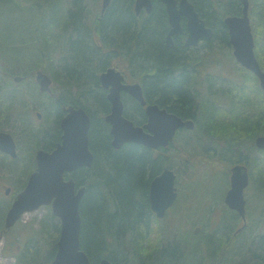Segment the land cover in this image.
Wrapping results in <instances>:
<instances>
[{
    "label": "trees",
    "instance_id": "16d2710c",
    "mask_svg": "<svg viewBox=\"0 0 264 264\" xmlns=\"http://www.w3.org/2000/svg\"><path fill=\"white\" fill-rule=\"evenodd\" d=\"M11 1L13 0H0V5L10 4L15 11H31L36 14L32 16L35 19H32L34 23L31 27V34L34 37H31L32 40L29 41L34 43L36 54L35 57H23L11 52L7 59L14 66H33L30 73L34 67H42L44 71L51 72L58 83L60 92L64 93L59 97V102L63 101L76 107L82 105L92 116L90 145L95 158L91 168H78L74 173L77 185H86V192L80 206L83 216L81 246L88 253L91 264H99L101 258H107L112 262L140 264L142 254L147 253L144 242L152 217L148 202V180L162 166V160L153 159L151 149L142 144L126 142L120 149L112 145L109 125L102 117L110 110V102L105 90L99 86L98 78V73L108 65L110 53L105 51L115 48L120 50L122 55L125 52L131 57L132 68L137 69L139 74L144 72L146 75L144 83L146 95L153 102L166 107L169 111L177 112L184 118L194 116L201 111L200 122L211 126L210 130L203 131L204 133L224 136L223 138H228L237 145H240L247 135L254 138L264 134V92L259 78L245 68L239 69L237 74L234 71L230 78L240 75L244 79L243 83L239 82L243 85L241 91L236 92L241 95V98H237L229 91L225 95L229 99L226 109L221 106L199 109L197 105H194L195 97L192 96L186 84L189 73L185 70L186 65L180 64L181 61L185 62L179 52L180 46L168 48L164 44V20L159 5L154 7L149 21L142 24V18L135 13L133 0H113L105 16L95 23L99 29L97 34L100 33L98 35L102 36V44L98 45L95 42L92 43L95 36L92 29L94 27L83 22L81 15L83 8L80 6L73 10L64 8L62 0H29L28 5L17 2L19 7L17 9ZM192 1L209 25L214 28V36L226 39L224 17L227 14H238L241 9L239 0H228L227 3L223 0ZM215 1L216 5L218 3V9ZM259 1L261 2H258L255 10L257 0L253 2V5L250 0V15L254 20L253 25L258 24V21L264 26V0ZM155 2L159 4L158 0ZM259 5L262 6L261 22L255 19V15H259ZM55 28H59L60 38L56 36ZM260 32L261 38L255 40V54L264 69V28ZM48 41L52 46H57L51 47ZM104 43L111 46L104 49ZM2 46L4 47L3 43ZM10 47L16 52L20 46L13 43ZM58 48L61 50L60 53H64L67 48L68 56H61L59 63H55L58 61L55 57ZM2 50L4 57L7 56L5 48ZM29 62H31L30 65ZM41 62L50 63L52 68L49 69L48 66L46 68L43 65L45 63ZM4 69H0V78L6 77L3 83L0 80V97L13 101L17 97L8 93H10V86L15 83L12 80L14 72L5 67ZM30 75L33 76L34 72ZM26 82L27 74H24L22 83ZM73 84L78 85L79 88L73 90ZM66 92L71 94L77 92L76 97L71 94L66 96ZM130 99V107L126 109L125 114L139 123L142 118L140 104L135 99L131 97ZM51 101L53 103L51 108H55L58 115L61 113V108L56 100ZM1 108L2 117L5 111L9 113V117L10 115L19 117L28 112L24 105L16 107L14 104H9ZM134 112L139 113L138 118L133 116ZM226 112L232 114V117L228 118ZM44 120L48 121V118ZM55 124L56 122H53L54 128L48 130L44 128V123L37 128L31 124L21 128L27 137L25 150L22 148L26 156L34 153L37 148L50 149L56 140L52 139L56 135ZM29 165L32 166L33 162L25 160V167ZM20 168L22 171L24 165ZM260 176L261 178L264 176L262 171ZM3 219L4 211L0 208V224ZM52 226L53 229L49 231L52 234L59 231L60 234L59 223ZM4 231L7 230L3 229L2 232ZM57 242L56 239V242L52 243V249L45 255L46 262L54 259ZM36 245H34V251L23 259L28 262L27 264H40L39 254L42 251L40 246ZM207 245L208 251L214 250L215 245L212 247L209 242ZM161 247L162 245L157 250L160 252L156 259L152 253L148 254L149 261L155 264L156 262L162 264L209 263L202 261L203 245L196 238L195 240L189 238L185 242L182 240L171 242L164 249ZM144 249L145 252H143Z\"/></svg>",
    "mask_w": 264,
    "mask_h": 264
},
{
    "label": "water",
    "instance_id": "95a60500",
    "mask_svg": "<svg viewBox=\"0 0 264 264\" xmlns=\"http://www.w3.org/2000/svg\"><path fill=\"white\" fill-rule=\"evenodd\" d=\"M166 5L171 30L168 34V44H172V35L182 30L180 19L185 16L188 20L189 36L187 45L197 44L201 36L211 37L212 29L207 27L200 17L193 2L190 0H161ZM243 9L241 15H229L224 19L234 47L237 61L245 68L251 70L260 79L264 90V70L256 58L254 36L252 33L249 16V0H240ZM112 0H102V13L110 6ZM145 8L151 12V0H136L135 13L139 15ZM1 56V50H0ZM102 85L109 89L107 95L110 102V112L105 120L111 125L113 146L121 148L126 142H136L157 148L166 146L174 138L176 130L184 125H193L192 120L184 121L174 113L160 108L157 104L147 107L149 121L144 125H136L133 120L125 115V105L122 92H129L142 105L146 104L143 89L139 82L125 83L123 74L115 67H110L100 75ZM16 81L22 77L16 75ZM36 82L42 92L51 93L52 79L42 69L36 71ZM68 114L62 119L61 127L64 131L62 142L57 148L48 151L40 148L36 152L37 168L33 171L26 186L9 208L5 227L10 229L21 216L37 210L43 205L52 204L53 214L60 219L61 229L57 242V252L50 264H91L88 253L81 246L82 214L81 201L86 192V186L76 188L73 177L67 178L65 174L81 166H92L94 155L90 149L91 117L83 108H68ZM41 118V113H37ZM257 145L264 148V135L259 136ZM0 151L18 156L16 141L12 133L0 131ZM248 171L242 166L233 168L232 188L228 195V203L237 208L242 214L245 212L243 197L247 185ZM10 192L6 190V194ZM174 174L171 170L157 177L152 183L151 204L158 216H163L166 209L175 201ZM100 264H125L114 263L103 258Z\"/></svg>",
    "mask_w": 264,
    "mask_h": 264
},
{
    "label": "flooded vegetation",
    "instance_id": "af4514ba",
    "mask_svg": "<svg viewBox=\"0 0 264 264\" xmlns=\"http://www.w3.org/2000/svg\"><path fill=\"white\" fill-rule=\"evenodd\" d=\"M135 1L136 0H133L134 7H135ZM151 1L153 4L152 11L149 13L145 8H143L139 15L140 18H142V24L145 21L147 22L149 21L153 13L154 7H157L159 5L158 7L163 13V20H164V26H163L165 28L164 44L168 48H175L177 45L180 46L179 52L182 55V58L185 59V62L181 61L180 64L181 63L185 64L186 65L185 70L189 73V77L188 80H186V84L192 96L195 97L194 105L195 106L197 105L199 109L202 107H207L208 105L211 104V102L208 99L212 96L211 94L212 83L217 81L222 82L225 78H228L234 73L231 72V74H228L225 70L222 71L221 68L220 70L217 71L216 68L217 66H221L222 59L221 61L212 59L213 50L217 46L233 48L234 51V47L231 43V37L227 25L224 22L226 27V39L225 38L219 39L218 37L214 36V28L209 25L204 15L201 14L196 9L200 17L204 20L206 26L212 29L213 32L212 36L211 37L201 36L197 44L187 45L186 42L190 32L188 29V20L185 16H183L180 19L182 30L180 33L172 35V44L169 45L168 34L172 26L168 12L166 10V5L161 0H158L159 4H156L155 0H151ZM190 1L193 2L192 0ZM239 4L241 5V9L240 11L238 9L239 12L237 15L241 14L243 9V5L240 0H239ZM108 8L104 13L101 12L100 17L97 18L96 22L105 16L106 12L108 11ZM98 30L99 29H96V31ZM97 41H99V39H96L94 42L97 43ZM105 53L108 54L110 53L108 65L106 66L105 69H103L98 73V78H99V86L105 90L106 95H108L109 89L105 88L102 85L100 75L110 67H115L123 74L125 83L139 82L142 86L144 98L146 100L145 105H142V103L137 99H135L129 92L127 91L122 92L125 111L130 107L129 105L131 101L130 97L132 99H135L140 104L142 111V118L140 122L139 123L135 122V120L130 118L135 122L136 125L144 126L149 121V116L146 109L149 105L152 104H157L160 108L166 109L169 113L176 114L177 116L181 117L184 121L192 120L194 122L193 125L191 126L184 125L183 127L177 129L174 138L171 141H169L168 145L166 146L160 145L157 148H153L144 145L151 149L153 159L162 160V166L148 180V188H147L148 202H149L150 210L152 212L151 225L155 219L163 223L170 213L171 214L179 213L181 215L180 216L181 220L179 219L180 220L179 221L177 219L178 221L177 223H181L179 224L180 226H187L189 228L195 226L194 236H199L201 238L200 239L201 242L205 241L207 250H208L207 242H209L212 247L215 245L214 250L202 253L203 262L206 263L209 262L208 264H231L233 263L231 261V257L233 256L235 260L234 262L235 264H264V233L260 231L262 227L264 229V217H261V215H264V176L262 178L260 176L261 171L264 173V170L260 169V165L264 163V148H261L257 145L258 137L264 134H259L254 138H251L250 135L249 136L247 135L246 137H244V139H242L243 141L241 142L240 145H237L236 143L229 141L228 138L205 140V142H212L213 144H209L205 146L206 148L205 149L203 148L202 151H205L206 153L211 152L210 154H215V156L213 155L215 158L220 156L218 160H211L210 163L215 164L216 162H219L221 163V166L229 167L227 174H224V178L222 174L224 173V171H221L222 173L220 172L224 180L223 185L225 182L224 188L222 189V187H220L221 185L218 187V189H211V187L209 189L207 187H203L200 192H195V191L192 192L189 184H191L196 179L195 178L196 175L193 173H189L187 177L190 178V180L186 181L184 183L186 186L185 187L182 186L181 188L179 171L178 169H174L172 165H170V163L168 162L169 160L172 159V155L170 152H172L173 149L174 150L180 149L181 144H183L184 146L188 145L191 146L192 148H196V144H194L193 137L199 134L208 136L207 135L208 133H204L203 131L206 132L207 130H210L211 126L209 124L200 122L201 111H199V113L197 112L196 114H194V116L184 118V116L178 114L177 112L169 111L166 107L161 106L156 102H153L146 95V89L144 84L145 76H146L145 73L141 72L139 75L137 74L139 77L135 80L132 78L133 77L132 73L134 72V69L132 68L133 63L131 57H129V55L125 52L124 55H122L120 50H116V49L105 51ZM209 54L211 55L210 60H208ZM49 75L52 79V83H51L52 91L51 93L50 92H45V93H47L50 96L51 100H53L54 98L59 108H61V113L55 115L54 118V122H56L55 124L56 138L52 137V139L54 138L56 140L54 143H52V146L48 150V151H52L53 149L57 148L58 145L62 142V136L64 131L61 127V121L68 114L69 112L68 108L83 107L91 117V125H92V116L89 113V111L82 105L76 107L75 105L64 103L63 101L59 102V97L62 96L64 93L56 92L54 90L53 87L54 83L56 84V86L58 85V83L55 80L53 74H49ZM70 93L71 92H66V96L69 95ZM72 96L76 97V94ZM109 112L110 110L107 113H105V115L108 114ZM37 113L38 111L36 112L37 122L40 124L44 123L43 122L44 114L39 112L42 115V117L39 118ZM138 114L139 113L134 112L133 116L135 118H138L137 116ZM103 118L105 120V117ZM108 125H109V131L111 133L110 123H108ZM51 127L54 128L53 126ZM45 129L48 130L49 127L47 126ZM12 135L17 143L15 134L12 133ZM112 140H113V136H112ZM90 143H91V134H90ZM90 149L95 158V153L93 152L91 145H90ZM116 149H120V148H116ZM235 154H237V157L235 156ZM193 156L194 155L190 154V158ZM34 160H35V169H36L37 168L36 154ZM238 165L244 167V169L248 171L247 185L244 188V192H243V197L245 201L244 214H242L237 208L231 207V205L228 203V195L232 188L233 168ZM79 168L89 169L91 168V166H81ZM77 169L65 174V177L74 178V173ZM166 169L171 170L174 174V187H175L176 197H175V201L166 209L164 215L158 216L157 213L152 209V204H151L152 183L157 177L161 176L166 171ZM218 171H220V169H218ZM83 186L84 185H77L76 182L77 189ZM187 188L193 193L192 196L193 201L190 202V206L186 205L185 203L182 209L176 208V205L181 199V194H182L181 190H186ZM7 189L10 190L12 189V187L6 185L5 192ZM50 206L52 208L51 204ZM175 214L174 217L176 216ZM183 234L185 233L182 232L181 235ZM181 240L184 242L186 241L182 239V237ZM177 241L178 240L172 238V240L169 243L177 242ZM169 243L163 244L161 249L166 248ZM156 253L157 252L152 253L155 259L158 257V254ZM148 254L149 253L142 254L140 258V264H155L153 261H149ZM229 260L231 261V263ZM156 264H162V263L156 262Z\"/></svg>",
    "mask_w": 264,
    "mask_h": 264
},
{
    "label": "rangeland",
    "instance_id": "374dc122",
    "mask_svg": "<svg viewBox=\"0 0 264 264\" xmlns=\"http://www.w3.org/2000/svg\"><path fill=\"white\" fill-rule=\"evenodd\" d=\"M31 1V0H30ZM226 1L225 3L228 2V0H223ZM255 0H252V5ZM12 4L18 5L17 2H20L22 5H28L30 2L29 0H13L11 1ZM64 4V8H72L73 10H76V8H83L82 11V20L89 26H93L94 29V37L92 39V43L96 40L97 44H102V36L97 34V31L95 28V23L98 17H100L101 14V8H102V0H99L96 2V0H62ZM258 2H261L257 0L254 9L256 10V5ZM216 5V1H215ZM216 8L218 9V3L216 5ZM261 8L262 6L259 5V15H255V19H258L260 22L262 21L263 17L261 15ZM17 9L19 7L17 6ZM264 9V6H263ZM36 15L32 13L31 11H15L13 7H11L10 4H1L0 5V48L2 52V56L0 57V69L4 67L13 71L14 72V77L12 80H14V84L10 86V93L9 95H13L14 97H17L15 100H9L6 98H1L0 97V111H2V108L4 105L8 106L9 104L12 105L14 104L16 107L24 105L27 107V114L23 113L21 116H16L15 115H10L5 111L4 117L3 114L0 113V131H8L10 133L15 134L17 143H18V152L19 155L16 158H13L4 152L0 151V208L2 211H4V219L2 223L0 224V264H27L28 262H25L23 260L26 255L32 253L34 251L35 246L34 245H39L41 248L40 252V264H50V262H46L45 255L47 252L52 249V243L56 239H59V231H56L54 234H52L49 230L53 229V224L59 223L60 225V220L58 217H56L53 214V210L50 205H44L41 206L37 210L33 211H28L24 213L20 219L17 220V222L12 226L10 229H6L5 227V219L7 212L9 208L11 207L12 203L14 200L17 198L18 193L23 190L24 185L27 182V179L29 175L35 171V154L31 153L30 155L25 154L24 150L27 145V138L25 133L22 131V127L25 125L33 126L34 128H37L40 123L37 122V117H36V112H41L44 114V118H48V121L43 120L44 122V128L47 126L49 129H51L53 126L54 118L56 115L55 108L52 109V101L50 96L42 92L39 89V85L36 82V69H42L40 68H35L34 70L31 71L34 72V75H30V70L33 68V66H26V67H21V66H14L11 64V62L8 60V56H10L11 52L12 54L18 55V56H32L35 57V49L34 43L29 42L32 40L31 37H34L31 34V27L33 25V20L35 19L32 16ZM251 16V15H250ZM37 19V18H36ZM251 23L253 26V32L255 36V40L258 38H261V32L260 30H263L264 26L261 25L257 21L258 24L253 25L254 20L253 17L251 16ZM28 27V29H27ZM258 28V29H257ZM55 34L58 38H60L59 34V28L54 29ZM67 37V36H66ZM65 37V38H66ZM96 38V39H95ZM2 43L4 44V47L2 46ZM16 43L20 47L17 49L16 52H14V49L10 47V44ZM23 43V45L21 44ZM39 43V40H38ZM48 43L51 45V47L55 48L57 45L52 46V44L48 41ZM9 44V46H8ZM22 45V46H21ZM104 49L108 48L111 46L110 44H103ZM33 47V48H32ZM3 48H5V54L7 56L4 57V52ZM35 48V49H34ZM115 49V48H114ZM117 50V49H116ZM61 50L58 48L56 50L55 57L58 59V61H55V63H59L60 57H65V55L68 56V49L66 48V51L64 53H60ZM8 58V59H7ZM211 55L209 54L208 60H210ZM212 59L213 60H220L222 59V64L221 66H217L216 70H221L226 71L228 74H231V72L236 71V74L239 72V69H242L241 64L236 60L233 48L229 47H219L217 46L213 50L212 54ZM31 62L33 59L30 60ZM29 62V65L30 63ZM33 63V62H32ZM44 66H47L52 68L50 63L48 62H41ZM124 63V61H123ZM55 65V64H54ZM5 70V69H4ZM6 71V70H5ZM1 72V71H0ZM47 72V70H46ZM30 73V74H29ZM51 74V72H47ZM5 75V73H2ZM24 74H27V82L22 83L23 76ZM138 70L134 69V72L132 73V78L135 80L139 76ZM217 74V73H216ZM16 75H19L22 77L21 81H16L15 77ZM223 75V74H222ZM236 78H225L222 82H213L212 83V88H211V94L212 96L208 99L211 104L208 105L207 107H218L221 106L223 109H226L228 107V98L225 96L229 91H231L234 96L237 98H241V95H238L236 92L241 91V87L243 85H240L239 82L243 83V77L242 76H233ZM6 77H1L0 80L3 83L5 81ZM237 84L239 86H237ZM54 90L56 92H60L59 86L54 83L53 85ZM79 86L76 84L72 85V89L76 90L78 89ZM79 92V91H78ZM77 93V92H76ZM76 93L72 92V95H75ZM71 94V93H70ZM54 100V98H53ZM8 103V104H7ZM12 103V104H11ZM30 109V110H29ZM227 117H232V114L226 112ZM105 114H103L102 117H104ZM208 136L204 135H197L193 137L194 144H196V148H192L191 146L188 145H183L181 144L180 149H173L171 153L172 159L169 160L168 162L174 169H178L179 171V179H180V185L181 188L182 186H186L184 183L186 181H189L190 178L187 176L189 173H193L196 175V179L189 184L192 192H200L203 187H207L210 189H218V187L224 188L223 185V178L224 174H227L229 167L221 166V163L216 162L215 164L210 163L211 160H218L219 157H214L215 154H210L206 153L205 151H202V149L206 148L205 146L209 144H213L212 142H205V140H216L217 138L223 139L222 136L216 135L212 136L210 134H207ZM29 142V141H28ZM250 145V144H248ZM24 150H23V149ZM38 149V148H37ZM190 154L194 155L193 157L190 158ZM214 155V156H213ZM237 157V154H235ZM32 157V159H30ZM25 160H31L33 162L32 166H26L25 167ZM168 160V159H167ZM24 165V168L22 171H20V166ZM217 168V171H216ZM220 169V171H218ZM260 169L264 170V163L260 165ZM221 171H224L222 173ZM223 174V178L221 173ZM21 176V177H20ZM197 180V181H196ZM183 182V183H182ZM3 183V184H1ZM188 183V182H187ZM11 186L12 189H10V192L6 194L5 192V186ZM106 186V185H105ZM187 186V187H189ZM106 188V187H105ZM221 189V190H222ZM188 188L186 190H181V199L176 205V208H181L186 205L190 206V202H192V193ZM260 196V195H259ZM258 196V197H259ZM259 199V198H258ZM175 213H170L168 217L164 220L163 223L159 222L158 220H154L152 222V225L146 233L145 237V242L144 246H146L147 253H153L159 252L157 251L160 247V245L169 243L172 238L176 239L178 241L182 239L188 240L190 237L192 240H200L201 238L199 236H194V229L195 226L192 228H189L187 226H180L177 223V219L179 220L181 215L179 213L175 214L176 216L174 217ZM261 217H264V215H261ZM181 220V219H180ZM179 220V221H180ZM5 227V228H4ZM5 229L7 230L6 232H2V230ZM148 230V229H147ZM264 233L263 227L261 230ZM183 233V235H181ZM178 238V239H177ZM201 241V240H200ZM192 243V242H191ZM203 245V252H207L208 250L206 249L205 241L201 242ZM36 245V246H37ZM51 245V248H50ZM145 252V249L144 251ZM50 254H52L50 252ZM230 261V260H229ZM231 261L233 263H231ZM231 264H235V260L233 256L231 257Z\"/></svg>",
    "mask_w": 264,
    "mask_h": 264
}]
</instances>
